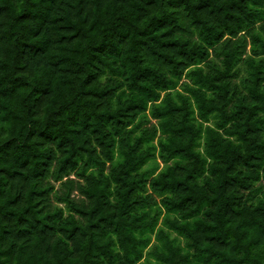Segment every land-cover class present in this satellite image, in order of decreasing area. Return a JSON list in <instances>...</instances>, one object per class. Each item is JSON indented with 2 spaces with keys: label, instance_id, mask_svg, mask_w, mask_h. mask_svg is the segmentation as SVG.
I'll return each mask as SVG.
<instances>
[{
  "label": "trees",
  "instance_id": "1",
  "mask_svg": "<svg viewBox=\"0 0 264 264\" xmlns=\"http://www.w3.org/2000/svg\"><path fill=\"white\" fill-rule=\"evenodd\" d=\"M0 264H264V0H0Z\"/></svg>",
  "mask_w": 264,
  "mask_h": 264
},
{
  "label": "rangeland",
  "instance_id": "2",
  "mask_svg": "<svg viewBox=\"0 0 264 264\" xmlns=\"http://www.w3.org/2000/svg\"><path fill=\"white\" fill-rule=\"evenodd\" d=\"M181 244H182V241H181Z\"/></svg>",
  "mask_w": 264,
  "mask_h": 264
}]
</instances>
